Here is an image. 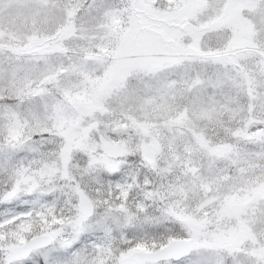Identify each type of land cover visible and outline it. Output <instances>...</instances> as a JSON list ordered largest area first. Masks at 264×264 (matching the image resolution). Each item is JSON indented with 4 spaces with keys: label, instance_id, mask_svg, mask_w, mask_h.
Returning a JSON list of instances; mask_svg holds the SVG:
<instances>
[{
    "label": "snow or ice",
    "instance_id": "snow-or-ice-1",
    "mask_svg": "<svg viewBox=\"0 0 264 264\" xmlns=\"http://www.w3.org/2000/svg\"><path fill=\"white\" fill-rule=\"evenodd\" d=\"M0 264H264V0H0Z\"/></svg>",
    "mask_w": 264,
    "mask_h": 264
}]
</instances>
